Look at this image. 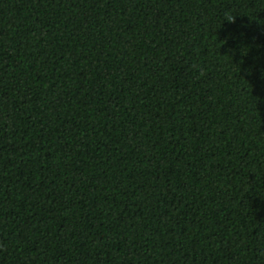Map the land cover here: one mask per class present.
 Returning <instances> with one entry per match:
<instances>
[{
    "label": "trees",
    "instance_id": "trees-1",
    "mask_svg": "<svg viewBox=\"0 0 264 264\" xmlns=\"http://www.w3.org/2000/svg\"><path fill=\"white\" fill-rule=\"evenodd\" d=\"M0 264H264V0H0Z\"/></svg>",
    "mask_w": 264,
    "mask_h": 264
}]
</instances>
